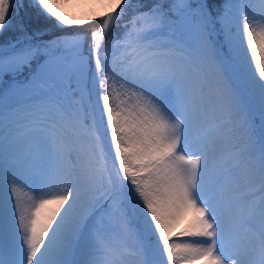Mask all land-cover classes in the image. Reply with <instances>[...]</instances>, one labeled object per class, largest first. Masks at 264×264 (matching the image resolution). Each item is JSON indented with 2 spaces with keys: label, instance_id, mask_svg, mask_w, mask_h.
<instances>
[{
  "label": "snow or ice",
  "instance_id": "6c2138e0",
  "mask_svg": "<svg viewBox=\"0 0 264 264\" xmlns=\"http://www.w3.org/2000/svg\"><path fill=\"white\" fill-rule=\"evenodd\" d=\"M0 37V264H264V0H0Z\"/></svg>",
  "mask_w": 264,
  "mask_h": 264
},
{
  "label": "rangeland",
  "instance_id": "374dc122",
  "mask_svg": "<svg viewBox=\"0 0 264 264\" xmlns=\"http://www.w3.org/2000/svg\"><path fill=\"white\" fill-rule=\"evenodd\" d=\"M94 1V0H93ZM94 3V2H93ZM92 4H81V5H78L76 7H70L68 9H66L67 13L69 15H72L73 13L77 16V17H81V12L80 10H82L83 8H88L89 6H91ZM93 6V5H92ZM90 11H88L89 13ZM87 13V14H88ZM95 23V21H94ZM17 195L25 202V203H30V200L28 199L29 196L32 195V193L30 192H26L24 190H20Z\"/></svg>",
  "mask_w": 264,
  "mask_h": 264
},
{
  "label": "bare ground",
  "instance_id": "6f19581e",
  "mask_svg": "<svg viewBox=\"0 0 264 264\" xmlns=\"http://www.w3.org/2000/svg\"><path fill=\"white\" fill-rule=\"evenodd\" d=\"M94 2V1H93ZM93 5V4H92ZM89 6L88 8H83L82 10H80V11H82L81 12V16H86L87 15V13H88V11H91L92 10V7L93 6ZM97 7H98V5H96ZM30 203H31V201H30ZM178 231H179V229H177Z\"/></svg>",
  "mask_w": 264,
  "mask_h": 264
},
{
  "label": "trees",
  "instance_id": "16d2710c",
  "mask_svg": "<svg viewBox=\"0 0 264 264\" xmlns=\"http://www.w3.org/2000/svg\"><path fill=\"white\" fill-rule=\"evenodd\" d=\"M22 11V10H21ZM95 25V23L93 22V25H86V26H84L83 28H81L80 30L81 31H85V32H87L88 30H89V28L91 27V26H94ZM114 31H117V30H114ZM7 38H9V37H0V41H2L3 39H7Z\"/></svg>",
  "mask_w": 264,
  "mask_h": 264
}]
</instances>
